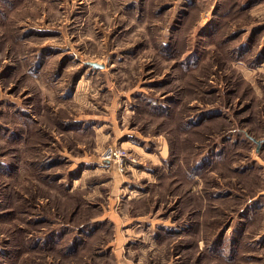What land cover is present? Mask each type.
<instances>
[{"label":"rangeland","instance_id":"rangeland-1","mask_svg":"<svg viewBox=\"0 0 264 264\" xmlns=\"http://www.w3.org/2000/svg\"><path fill=\"white\" fill-rule=\"evenodd\" d=\"M0 264H264V0H0Z\"/></svg>","mask_w":264,"mask_h":264},{"label":"built area","instance_id":"built-area-1","mask_svg":"<svg viewBox=\"0 0 264 264\" xmlns=\"http://www.w3.org/2000/svg\"><path fill=\"white\" fill-rule=\"evenodd\" d=\"M110 153H111V152L106 153V154L103 156V158H102L103 162H104L106 165L110 162L109 160H110L111 157L113 156V154H112V156L110 157ZM117 156H119V154H118ZM113 157H116V156H113ZM121 157H123V155H122ZM121 157H120V158H121Z\"/></svg>","mask_w":264,"mask_h":264},{"label":"water","instance_id":"water-1","mask_svg":"<svg viewBox=\"0 0 264 264\" xmlns=\"http://www.w3.org/2000/svg\"><path fill=\"white\" fill-rule=\"evenodd\" d=\"M85 65L90 66V67H92L95 70H100V69L103 68L102 65L97 64V63H90V62H88Z\"/></svg>","mask_w":264,"mask_h":264},{"label":"crops","instance_id":"crops-1","mask_svg":"<svg viewBox=\"0 0 264 264\" xmlns=\"http://www.w3.org/2000/svg\"><path fill=\"white\" fill-rule=\"evenodd\" d=\"M259 5V4H258Z\"/></svg>","mask_w":264,"mask_h":264}]
</instances>
